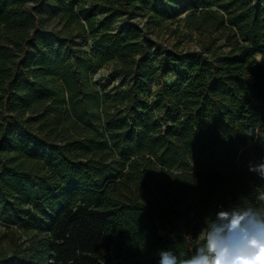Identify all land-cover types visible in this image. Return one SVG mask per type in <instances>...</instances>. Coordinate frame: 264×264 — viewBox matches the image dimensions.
Wrapping results in <instances>:
<instances>
[{
  "label": "trees",
  "instance_id": "obj_1",
  "mask_svg": "<svg viewBox=\"0 0 264 264\" xmlns=\"http://www.w3.org/2000/svg\"><path fill=\"white\" fill-rule=\"evenodd\" d=\"M176 1L0 0V264H159L256 204L264 0L184 1L198 50H156Z\"/></svg>",
  "mask_w": 264,
  "mask_h": 264
},
{
  "label": "clouds",
  "instance_id": "obj_2",
  "mask_svg": "<svg viewBox=\"0 0 264 264\" xmlns=\"http://www.w3.org/2000/svg\"><path fill=\"white\" fill-rule=\"evenodd\" d=\"M246 135L264 146V133L250 128ZM249 171L264 180V158L250 163ZM255 199L254 205L221 207L205 218L193 254L161 251L159 264H264V189H257Z\"/></svg>",
  "mask_w": 264,
  "mask_h": 264
},
{
  "label": "rangeland",
  "instance_id": "obj_3",
  "mask_svg": "<svg viewBox=\"0 0 264 264\" xmlns=\"http://www.w3.org/2000/svg\"><path fill=\"white\" fill-rule=\"evenodd\" d=\"M184 1L187 0H177L172 5L176 10V15H173L172 18L167 20L158 21L157 19H153L150 21L147 13L144 11H139L136 14L134 21L145 32L149 33L156 50H160V47L173 48L177 51H185L187 49L198 50V38L191 34L183 23L185 14L177 15ZM199 39H202V37ZM82 48L87 53L91 52L88 41L82 44ZM109 72L110 66H106L91 75L92 83L103 94L109 92L113 86L120 82V79H116L115 81L109 80ZM148 85L150 88L149 93L153 94L157 89L156 85L153 82H149Z\"/></svg>",
  "mask_w": 264,
  "mask_h": 264
}]
</instances>
